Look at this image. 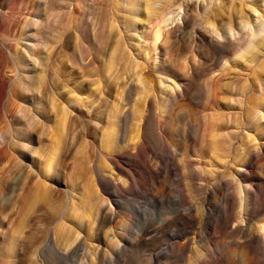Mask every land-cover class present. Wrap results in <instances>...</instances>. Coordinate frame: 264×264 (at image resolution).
Here are the masks:
<instances>
[{"label": "rangeland", "instance_id": "1", "mask_svg": "<svg viewBox=\"0 0 264 264\" xmlns=\"http://www.w3.org/2000/svg\"><path fill=\"white\" fill-rule=\"evenodd\" d=\"M130 2L0 0V264H86L85 251L78 243L84 239L91 242L88 235L94 231L97 219L109 214L110 206L117 214L104 224L107 233L103 232L106 235L100 242L101 254L93 255L94 264H106L103 253L110 255L109 250L115 247L109 244L112 238L123 250L118 257L111 256L108 264H264V244L257 245L254 255L248 247L237 244L264 220V47L255 58L232 56L215 73H204L196 62L187 67L191 62L187 47L194 39L187 28L179 32L180 48L171 52L166 62L167 75H162L153 40L164 8L169 11V20L162 23L163 30L183 23L185 4L189 2H194L203 16L217 6L219 19H225L219 25L224 32V28H233L229 10L235 9L237 26L242 19H248L250 24L264 20V6L256 0H170L164 7L165 0H160L151 11L143 13L145 6L140 3L132 12ZM80 5L86 12L77 19L73 11L76 7L77 14ZM200 29L204 33L205 28ZM62 32L64 40L60 44ZM74 32L78 38L67 42ZM107 38L110 49L118 41L120 48L113 69L102 78L101 88H97L100 76L96 74L73 79L75 69L77 75L84 66H105L110 56L109 46L104 43ZM209 38L198 35L195 40L200 60L211 64L214 55ZM75 43L78 58L73 48L64 47L60 59L66 68L62 69L58 52L63 44L71 47ZM69 55L73 58L68 60ZM59 67L63 70L60 94L50 100L43 96V89L56 77ZM179 72L187 73L191 80L177 81ZM135 73L142 74L149 84L138 83L136 87ZM212 75L219 78L216 85L211 84ZM107 86L111 90L105 93ZM120 88L126 90L122 92ZM73 93L64 121L62 105ZM171 94H175L173 100L169 99ZM151 97L149 107L146 103ZM102 98V113L93 114ZM122 107L125 112H119L118 118L115 111H124ZM136 115L146 118L143 149L152 166H160L155 153L163 151L165 167L159 174H154L142 155L139 161L124 158L120 167L105 154L114 128L112 122L117 121L116 139H111L110 144L124 148L136 136ZM251 153L257 155L252 161L254 174L246 176L245 161ZM187 161L194 162L204 176L212 177L213 170L234 179L243 227L233 231L237 226L236 208L230 210L233 216L228 224L219 206L206 216L204 228L213 236L211 249H215L216 258L204 257L207 247L200 235L192 238L189 251L172 253L171 244L190 229L183 220L150 230L142 235L139 245L124 248L125 242L118 234L121 229L124 231L131 223L137 227L145 221L158 225L151 211L173 208V200L181 194L176 184L178 169L171 173L176 163L185 175L186 194L198 200L193 191L198 181L191 177ZM104 167L105 174L118 176L124 187H130L133 173L136 188L121 191L115 185L99 182L98 170ZM224 176L220 174L222 179ZM248 180L262 208L248 219L247 226L244 214ZM161 194L166 196L164 202ZM151 196L158 200L154 206L148 202ZM209 201L212 195L207 204ZM196 249L203 251L202 258L196 257Z\"/></svg>", "mask_w": 264, "mask_h": 264}, {"label": "bare ground", "instance_id": "2", "mask_svg": "<svg viewBox=\"0 0 264 264\" xmlns=\"http://www.w3.org/2000/svg\"><path fill=\"white\" fill-rule=\"evenodd\" d=\"M35 2V0H33ZM83 1V0H82ZM130 4L132 7L131 11H135V7L137 5H139L141 3V5L145 6L144 9H142L143 13H145L146 10L151 11V8L153 5H155L157 2H159L160 0H130ZM221 1H225V0H221ZM112 5L115 7L116 3L113 4V1H111ZM170 2V0H165V5L164 7H166V5ZM256 2L261 5L264 6V0H256ZM32 5V2H30V5L27 7L28 11L30 10V7ZM60 5V3H59ZM79 11L76 14L75 9L73 11V13H75L76 18L78 19V17L80 16V14L82 12H86L85 8H83L81 5L78 7ZM117 8V6H116ZM162 8V7H161ZM160 8V10H161ZM219 7H215L212 11L208 12V14L206 16L201 15L196 8V5L194 2H189L187 4H185V16L183 17V23H177L175 26H172L168 29L163 30L162 28V23H166L169 20V11L165 12V8L162 9V15H160V20H159V26L156 29V31L153 34V40H154V46L157 48L158 51V57H159V62H158V69L160 71V73L162 75H167V72H165V70L167 69L168 65L166 64L167 62V58H169L171 52L176 48L179 49L180 48V36H179V32H181L182 30L185 29H189V31L193 34L194 39L192 41V43H189L188 47H187V51H188V55L190 54L191 57V62L189 60V64H187V67H189V65L191 64H200L201 65V71L202 72H210V73H215L216 71H218L222 66L225 65V63L232 57V56H248V55H252L254 56V58L256 57V54L259 52V50H261L264 47V35H263V31H264V20L260 19L261 16H258V19H260L259 22L254 23V24H250V21L247 20H241V22L236 26V23L234 21V10H229V21L230 23L233 25V28L229 27V28H224V32L222 31V28L219 27V25L222 23V21H224L225 19L220 20V13L217 12ZM115 11V8H114ZM116 16L114 21L115 23L117 22V13L114 12ZM79 15V16H77ZM117 25V24H116ZM200 28H205L204 33H200ZM23 31V30H22ZM230 36H229V34ZM209 34V35H208ZM198 35L201 36H210V38L208 39L210 41L211 44V50L212 53L214 55V57L211 60V64H208L206 61H201L199 56H198V44L197 41L195 40V37H198ZM217 36L221 37L222 39H219ZM60 44L63 42V32L61 33V37H60ZM78 38L77 32H74V35L69 37L67 42H72L75 41ZM105 46H109V38L104 40ZM68 47V48H73V52L75 54V57L78 58V44L75 43L73 46H68L67 44H63L61 50L58 52V61L61 63L62 65V69L66 68V64L64 63L63 60L60 59V57H63V48L64 47ZM120 48V43L119 41L115 43V45L113 47L109 46L110 49V56L105 64V66L103 68H99L96 67L94 69L88 68L87 66H84L82 68V70L79 71V74L74 75L75 71L77 69H75V71L72 74V78H76V76L79 77H85L87 75H99L100 78L97 79L99 86L97 88H101V84L104 82L105 78L104 76H107L108 72H110L113 69V66L116 63V60L118 59V51ZM102 49H100L99 51H101ZM12 51V50H11ZM103 51V50H102ZM101 51V52H102ZM15 53V51H14ZM12 53V55L14 56V58L17 60L16 54ZM17 53V52H16ZM50 53L47 56V61L49 62L50 59ZM188 57V56H187ZM13 58V59H14ZM70 58H73L71 55L68 56V60ZM154 59H156V56H154ZM157 60V59H156ZM18 62V61H17ZM196 62V63H195ZM15 63V62H14ZM19 63V62H18ZM18 65V64H17ZM75 66V65H74ZM263 73H264V62L261 64ZM19 68V67H18ZM60 71L58 70V73L56 74V77H53L52 80H50L49 82V86L47 88L43 89V96L44 97H48L50 100L51 98L55 97L56 95L60 94V90H59V86H60V81H61V74L63 72V70L59 67ZM62 71V72H61ZM78 71V70H77ZM207 74V73H206ZM176 80L182 83H187L189 82L191 79L189 77V75L185 72H179L176 74ZM211 84L216 85L219 82V78L216 75H212L211 78ZM84 81V80H83ZM136 84V87L138 83L144 84L145 86H147L149 83L148 81H145V79L143 78L142 74L139 73H135L134 76V81ZM113 82H110V85ZM109 85V86H110ZM107 86V91L105 93L110 92L111 87ZM135 86V85H133ZM122 89V92H124L126 90V88H120ZM73 96V97H70ZM68 97V100H66V102H64V104L62 105V111H63V115H64V121L66 119V114H67V107L69 106V100H71L72 98L75 97V93H73L72 95H70ZM148 95L146 96L145 99H147ZM175 98V94H171V96H169L170 100H173ZM103 102V98L101 99V101L98 104L95 109L93 110V114H101V107ZM152 103H153V97H151L149 99V101L146 103L149 105V107H152ZM104 104V103H103ZM8 105V104H7ZM124 106V105H122ZM127 106V105H126ZM4 108V107H3ZM6 108V107H5ZM100 108V109H99ZM123 108V107H122ZM90 109V107H89ZM131 109V108H130ZM104 110V109H103ZM124 111H115V116L120 118L121 117V112L122 114L125 112V108H123ZM92 112V110H91ZM120 112V114H119ZM98 115V116H99ZM7 116V115H6ZM97 116V115H96ZM137 117V121H136V136H134L132 138V141L129 142V145L125 148L121 147H113V145H111L112 140L116 139V133H115V126L117 124V121L114 120L112 122L113 127L112 131L110 132V136H108V139L110 138V142H109V146L107 148V150L105 151V154H107V156L109 157V159L111 161H113L116 165L118 166H122V160L124 158H130L132 160H140L141 155L144 156L145 158V163L150 166L152 168V170L154 171V174H159L161 172L164 171V155H163V151L162 152H157L155 153L157 156V159H160L159 165H151L150 161L148 159H146V154L147 152L144 151L143 149V133H144V123L146 121V118L144 115H136ZM99 118V117H98ZM97 118V119H98ZM88 121V120H87ZM144 121V123H143ZM89 122V121H88ZM157 121L155 120V123ZM87 124V123H86ZM164 142V140H163ZM217 142V140H216ZM215 142V144H217ZM111 143V144H110ZM165 144V143H164ZM2 147V146H1ZM1 149L0 148V156H1ZM101 150V149H100ZM117 153V154H116ZM155 156V157H156ZM257 155H253V153H251L250 157L248 158L247 161H245V165L248 166V170L245 169V171H243V174L246 176H253L254 174V166H253V158L256 157ZM187 163L190 166V175L193 179L197 180L198 182H195L193 184V191H195L196 196L198 198V200H194L192 199V197H190L188 194H186V187L184 185V181H185V175L181 172L180 170V166L176 163L175 167L171 168V173L173 172L174 169H178V179H176V184L177 186L180 188L181 190V194L179 195V197L177 199L173 200V208L170 211H165L164 209H161L159 212H157V209L155 208L154 211L152 212V216L156 217L154 219H158V225H154V223H149L146 224L143 223V225L140 226H133V224H128L126 226V229L123 231V229H121L118 234L123 238L124 242L123 243V247L125 248L126 245H134L137 244L139 245L140 242L143 241V237L142 235L144 233H148L150 230L153 229H158L161 226H164L167 222L173 221V222H180V220H183V222L188 226L190 229L188 231H184L181 233V237H179L178 239L175 240V242H173V240L171 242H173V244H171V251L172 253H177V251L181 252L182 254H184V252H187L186 250L191 248V241L192 238L197 237L198 235H200L201 237L203 236L205 238H203V241H205V245H206V253L203 254L204 257L206 258V256H211V258H216V254H214L213 250L215 249H211V244L213 241V236L210 234V231H206L204 228V225H206V216L212 211L214 210L215 207L219 206L221 210H223V212L226 214V216H224V221L226 224H228V222H230V218L233 216L232 213L230 212L231 209L236 208L238 210L237 216L234 219V224H237L236 227L233 228V231H237L238 229L242 228V222L243 219H241V213L239 210V207L241 206V200L239 199V191H237V188L235 187V181L233 178L231 177H225L222 171H213L211 172L212 177L209 176H204L201 172L200 169H198L197 167L194 166V162L192 161H187ZM238 164H242V161H238ZM52 165L50 166L49 169H51ZM108 168H110L109 165H107ZM98 178H99V182H103V184L105 185H115L119 190L121 191H126L129 188H136V176L134 175H130V187H124L121 183L120 179L118 176H115L114 178L108 176L107 174H105L106 168L104 167L101 170H98ZM220 174H222L225 178L222 179L220 177ZM136 175V174H135ZM227 178V179H226ZM25 182V181H24ZM126 182V181H125ZM249 182V180H248ZM127 185V182L125 184V186ZM249 188L247 190V198H246V204H245V214L244 217L246 218V223L248 226V219H250V217L254 216L257 211L260 212V208H262L261 204L258 202L257 200V194L254 193L253 189V183L249 182ZM10 189V188H9ZM97 190V189H96ZM9 192V191H8ZM211 193V194H210ZM159 195V193H158ZM212 195V201H209V203L207 204L209 197ZM192 196V195H191ZM199 196V197H198ZM159 197V196H158ZM169 197V196H168ZM161 198L162 201L164 202V200L166 199V196L164 194H161ZM173 198V197H172ZM170 199V198H169ZM161 201V202H162ZM106 202H110L109 199H106ZM149 204H156L158 202L156 196H151L149 198ZM162 202V203H163ZM158 205V204H157ZM109 214L107 216L104 217H99L97 220V225H95L94 222L93 224L95 225V227H93L92 229H94V231L90 233V235H88V240H90L91 242H87L86 239L84 240H80L78 243V246H82L83 250L85 251V261L86 264H94V258L93 255H98L101 254L100 252L102 251V247H101V240L103 237V232L107 233L104 230V224L106 222H108L110 220V218L114 217L117 214V211H115L111 206L109 207ZM222 217V215H221ZM151 219V218H150ZM153 219V220H154ZM96 220V221H97ZM155 221V220H154ZM156 222V221H155ZM176 231L180 232L178 229V227H175ZM174 228V231H175ZM172 229V228H171ZM186 229V228H185ZM173 230V229H172ZM177 232V233H178ZM176 233V232H175ZM151 234V233H150ZM171 234L173 235L172 231ZM187 234H191V236H187ZM106 235V234H104ZM157 238V237H156ZM154 238V239H156ZM185 240L184 242H182V240ZM77 240V238H76ZM264 220L260 221L259 227L257 229L256 226V230L249 232L243 239L242 241H239L237 244L239 246H246L249 249V252L252 253L253 255L257 252V245L258 244H264ZM203 243V242H202ZM109 244L113 247V250H109L110 251V255H107V252L103 253V259L104 262L106 264H108L107 262L110 261L111 262V256H116L118 257L121 250H123L122 247H120L119 242L115 241L113 238L111 239V241L109 242ZM204 244H202L203 247ZM169 248V247H168ZM167 249V248H166ZM43 250V249H41ZM165 249H160V252H165ZM66 251V250H65ZM168 251V250H167ZM189 251V250H188ZM178 252V253H179ZM193 252V249H192ZM196 257L199 255V257L202 255L203 251L200 252L198 251V249H196ZM261 252L264 254V250H261ZM159 253V254H162ZM166 253V252H165ZM195 254V253H193ZM42 255V254H41ZM91 256V259H88L87 257ZM102 256V255H101ZM110 256V257H108ZM198 257V258H199ZM203 256H201L202 258ZM200 259V258H199ZM203 264V262H202Z\"/></svg>", "mask_w": 264, "mask_h": 264}]
</instances>
